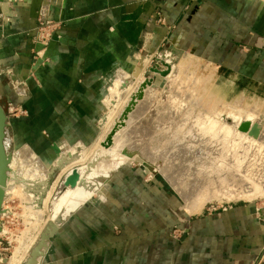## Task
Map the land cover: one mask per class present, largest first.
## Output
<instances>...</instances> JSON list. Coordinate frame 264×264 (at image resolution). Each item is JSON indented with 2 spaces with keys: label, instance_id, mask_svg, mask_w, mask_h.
<instances>
[{
  "label": "rangeland",
  "instance_id": "rangeland-1",
  "mask_svg": "<svg viewBox=\"0 0 264 264\" xmlns=\"http://www.w3.org/2000/svg\"><path fill=\"white\" fill-rule=\"evenodd\" d=\"M25 1L8 0V5L4 7L1 5L2 1L0 0L1 43L5 42L4 39L8 35L5 26L17 20L21 21V10L25 8ZM12 4L16 8L15 16L14 13L11 15L8 13ZM44 6H47L45 11H43ZM55 6V2L44 0L38 10L37 26L22 29L24 30L22 34L28 38L26 43L20 45V48L25 49L22 53L19 52V47L7 50L8 45L1 44L4 49L2 48L3 54L0 55V99L2 100V105L7 107L6 114L8 119L5 144L7 143L6 150L11 157L6 189L10 187L8 184L10 185L11 178L15 172L24 173L26 167V170L31 169L39 174L36 173L37 176L35 178L30 177L31 179L26 177V179L29 178L30 180L20 179L22 186H14V188L6 190L0 218V264H9L17 247H20L22 251L25 250V254L22 252L21 259L23 260L20 259L19 264H27L34 248L42 240L43 234L55 222L53 218H56L58 225H62L54 236H50L45 241L46 245L42 248L43 255H39L36 258V264H72L71 259L67 261L66 256H62L60 253V250L63 249V244H65V239H63L64 237L62 238L61 234L62 231L67 227L76 228L80 224L78 221L83 211L92 213V211H99L104 207L108 209H113V207L118 205L121 207L125 201H129L127 199L130 198L131 200L136 196H139L138 207L140 208L148 202L156 203L158 201L162 203L164 197L169 199L170 204L168 205H166L167 201H164L165 213L163 219H160L164 222L168 221L169 225L165 226V223L161 222L159 226L155 227V235L160 241L162 237L164 238L168 235L177 243L182 244L189 237L193 221L202 217H212L215 214L227 212L239 206L248 207L254 218L264 224V182L262 181L264 179V166H262L264 165V154L261 156L264 153V148H260L264 145V85L241 78H234L230 72L221 70L216 64L196 57L193 52L180 51L178 48L168 44L166 40L155 49H148L142 44L127 46L122 55L111 61L101 72L100 76L89 78L87 86L90 90L89 93L76 94L72 93L69 87L57 86V90L54 92L52 90L51 92L47 91V93L42 92V97L45 98L46 103L44 107H39L37 101L42 99V97L41 93H36V90L44 89L47 87L46 84L49 83H45V78L52 68V60L49 55L51 44L54 40L62 39V23L52 18V11ZM11 16L14 19H11ZM120 71L127 74L125 79L123 78V85L119 84L120 86H116V88L125 90L130 87V89L125 90V97L128 98L118 101L115 113L111 119L113 125L111 124L112 127L106 138L102 140L101 146L104 147L103 142L112 131L117 130L116 135H119L128 127L133 111L140 100L145 97L146 88L155 85L153 89L156 88L154 94L156 97L154 95L151 96L154 99H149L148 109L146 108L147 110L145 109V113L142 114V119L144 121L147 120L146 122L149 121V123L151 121V123H148V127L143 125V130L140 128L142 130L140 133L143 132L140 134L141 139H138L141 140L140 142L131 138L130 142L128 141L127 150L118 148L117 144V149L110 150L119 149L118 151L123 152V154L131 153L133 156L131 160L120 164L116 168L112 180H109V188L105 198H100L99 194H94L95 196L93 195V197H97L96 200L83 203L67 219H63L56 212H54L55 215L53 216L51 204L65 174L73 167L90 165L94 162L98 151L100 152V150L96 151L91 160H89L90 156L87 158L90 152L88 150L91 149L100 136V130L96 127L97 121L102 116L108 117V108H106V114H102L103 110H105L106 99L109 96L108 89L110 85L114 84V79ZM163 71H167V73L164 74ZM148 78H150L151 82L144 87L142 96L136 98L122 124L121 120L126 108L135 98L140 86ZM81 99L88 100L90 108H77L74 100ZM48 101L53 102L54 105L48 107ZM150 101L152 102L150 103ZM174 107L176 108L174 109ZM170 109H174V113ZM248 113L254 118L253 123L250 125L251 127L249 126L250 128H246L244 125L249 119L247 117ZM224 117L242 121L241 126L245 127L243 131H245L244 133L247 132L246 137H248L250 131L251 136L245 139L246 141L236 138L235 142L238 140V143H235L233 140L223 139L222 137L224 136L222 134H219V137L218 133L220 132L218 130L216 134L210 130L201 131V127L205 123H209L208 121L210 120L215 119L214 121L219 122V124L224 123ZM120 124L122 125L117 128L116 126ZM131 126L130 131L132 132L140 127H136L134 124ZM246 129L249 130L247 131ZM195 130H197V133L194 132ZM144 132H147V134ZM130 136L131 133L128 137ZM207 136H210V138ZM251 140L254 142L249 143ZM231 142V145L235 144L230 147L229 144ZM259 142L260 146L257 144ZM254 143L255 145H253ZM208 144L209 146L207 147ZM244 144L248 146L244 148ZM236 145L238 147H234ZM250 147L253 148L251 149ZM24 148H26L27 153ZM106 149L109 150L108 148ZM203 149L204 151L201 152ZM243 149H248V154H252L253 152L251 151L253 150L254 153L251 158L255 154L254 158L250 159V157H247L250 155H247V152ZM242 151L244 154L241 153ZM32 153L37 157L32 158ZM154 153L158 159L163 158V160H166L168 164L178 170L176 176L179 181L176 184H180V188L177 189L175 184L170 182L153 162L154 166H149L150 171L146 169L147 160L150 161L153 157L156 158ZM177 153H182V155H177ZM219 153L222 155L220 156ZM161 154L162 157H160ZM242 155L244 156L242 157ZM245 155H247L248 160L250 159L249 161ZM63 156L68 157V161L66 160L67 162L61 168L53 169L57 167ZM99 156L94 167L99 163L101 153ZM105 157L108 158L109 156ZM239 157L241 160H239ZM258 159L262 160L261 163H259L260 161L257 162ZM215 160L216 162H214ZM244 160L249 165L250 163L254 165L258 172L263 169L261 171L262 174L261 172H259L260 175L259 173L256 174L255 168H251L253 167L252 165L250 167L245 164ZM28 161L29 163H27ZM204 161L205 163L202 164ZM36 162L37 165H40H38L40 169L37 168L38 166L36 167ZM212 162L216 163L214 164L215 166ZM238 166H240L239 169L241 168L239 172H237L239 170ZM244 166H248L249 169L246 167L248 174H245ZM251 169L257 179L260 177V180H256V183L252 182ZM246 175L251 178L248 176L247 179ZM179 176L181 177L178 178ZM119 178L124 181L135 182L134 184L137 185L139 190L138 195L135 193L134 184L128 186L126 183L117 187L116 184ZM254 184H261L262 188L258 190ZM146 197L148 198L147 202ZM45 204L47 205L45 206ZM149 207L151 206L149 205ZM153 214L156 215L157 212L153 211ZM59 217L62 219H58ZM58 220L60 221L58 222ZM62 220L63 222L61 223ZM89 222H95V216L92 217V220L89 219ZM113 227L118 233L121 231L120 227ZM156 243L157 241L154 239V244ZM26 248L28 249L26 250ZM263 257L264 249L254 264H264Z\"/></svg>",
  "mask_w": 264,
  "mask_h": 264
},
{
  "label": "crops",
  "instance_id": "crops-1",
  "mask_svg": "<svg viewBox=\"0 0 264 264\" xmlns=\"http://www.w3.org/2000/svg\"><path fill=\"white\" fill-rule=\"evenodd\" d=\"M41 1L26 0L21 21L5 26L8 35L2 43L8 45L7 50H25L20 48L28 40L22 29L37 26ZM48 1L56 4L52 18L62 23V39L51 44L52 68L45 78L51 86L47 83L44 89L36 90L41 97L57 86L69 87L76 94L89 93V78L100 76L127 46L142 44L155 49L166 40L180 51L193 52L216 64L234 78L264 85V0ZM12 11L15 16L13 4L9 15ZM74 101L77 108H90L88 100ZM37 102L39 107L46 103L44 97ZM126 183L132 186L135 182L119 178L116 185ZM136 197L121 207L83 211L76 228L62 231L65 244L61 255L72 264H254L263 252L264 224L248 207L193 221L189 237L181 244L168 235L161 241L155 235V227L164 222L160 220L165 213L164 201L168 205L169 199L140 208ZM93 216L95 222H89Z\"/></svg>",
  "mask_w": 264,
  "mask_h": 264
},
{
  "label": "bare ground",
  "instance_id": "bare-ground-1",
  "mask_svg": "<svg viewBox=\"0 0 264 264\" xmlns=\"http://www.w3.org/2000/svg\"><path fill=\"white\" fill-rule=\"evenodd\" d=\"M2 1V6H4V7H6L8 4V0H1ZM51 1H59V0H51ZM0 9H1V6H0ZM8 13H10V11H8ZM14 12H12V14H13ZM172 73V72H171ZM126 74L127 73H125V72H119L117 75H116V77H115V79H114V84L113 85H110L109 86V89H108V91H109V96L107 97V99H106V102H105V110H103L104 112L102 113L103 115L104 114H106V108H108L109 109V112H108V114H107V116L108 117H106V116H102V118L99 120V121H97V123H96V127H98L97 129H99L100 130V136H99V138L97 139V141L93 144V146L91 147V149L90 150H88V151H90L89 152V154H88V156H87V158L89 157V160H91V158H92V156L94 155V153L96 152V151H98V150H100V153H101V158H100V160H99V163L97 164V166L96 167H94V168H92L91 170H89V171H87V172H85L84 174H83V178H82V180H84L83 182L81 181V182H79L78 183V185L75 187V188H67L66 190H65V192L62 194V196L60 197V199H59V201L57 202V204H56V207H55V211L54 212H56L60 217H62L63 219H67L71 214H73V213H75V211L83 204V203H85V202H87V201H94V200H96V198L97 197H93V195L94 194H99V197L100 198H105V196H106V194H107V192H108V188H109V180H112V178H113V175H114V172H115V170H116V168L118 167V166H120V164H123L124 162H126V161H129V160H131L132 158V156H133V154H131V153H126V154H123V152H120V151H118V150H113V151H110V150H107L106 148H104L103 146H101V143H102V140H104V138H106V135L108 134V132H109V130L111 129V124H112V121H111V119H112V116H113V114L115 113L114 111H115V108L117 107V103H118V101L120 100V99H123V98H128V97H125V95H126V89L128 90V89H130V87L129 88H126L125 90H123V89H117L116 88V86H120V85H123L122 84V82L124 81V79H125V76H126ZM124 78V79H123ZM127 78V77H126ZM139 79H140V77H139ZM128 81V80H127ZM134 82V81H133ZM120 84V85H119ZM153 85V84H152ZM153 86H155V85H153ZM153 86H148L147 88H146V90H145V97H144V99L143 100H140V102H139V104L136 106V108H135V110L133 111V113H132V115H131V119H130V121H129V123H128V127H126L123 131H122V133L121 134H119V135H116L115 136V142H116V144H117V146H118V148H125L126 150H127V145L129 144V142H130V140H131V138L132 139H136V140H138L141 136H140V134H142V133H140L142 130H143V128H144V126L143 125H146L145 127H148V123H149V121L148 122H146L147 120H145L144 121V119H142L143 117V115L142 114H144L145 112V109L147 108V106L149 105V99H154V97H152L151 98V96H153L154 94H155V90H156V88L155 89H153ZM158 90V89H157ZM135 92V91H134ZM172 92H174V91H172ZM129 93V92H128ZM132 93V92H131ZM157 93V92H156ZM130 96V95H129ZM155 96V95H154ZM156 97V96H155ZM124 101V100H123ZM152 101H150V103H151ZM154 102V101H153ZM120 103V102H119ZM127 103V102H126ZM124 104V103H123ZM123 104H122V106H123ZM124 107V106H123ZM154 107V106H153ZM156 107V106H155ZM176 107H174V109H175ZM120 109H123V108H120ZM148 109V108H147ZM146 109V110H147ZM152 109V108H151ZM155 109V108H154ZM173 109V110H174ZM150 110V109H149ZM148 110V111H149ZM170 110H172V109H170ZM172 110V111H173ZM176 111V110H175ZM179 111V110H178ZM153 112V111H152ZM146 113H147V111H146ZM172 113H174V111L172 112ZM160 114V113H159ZM155 115V114H154ZM173 115V114H172ZM144 116H146V115H144ZM157 116V115H156ZM171 116V115H170ZM212 116V115H211ZM247 116V115H246ZM254 116V115H253ZM147 117V116H146ZM213 117V116H212ZM249 119H248V121H246V124H244L245 125V127L246 128H248L252 123H253V117L251 116V114L250 113H248V116H247ZM150 119H151V117H149ZM148 118V119H149ZM214 118V117H213ZM209 119H212V118H209ZM224 120H225V122L224 123H221V124H219V122L217 123V121H214V120H210V121H208L209 123H205L204 125H203V127H201V131L202 132H204V130H206V131H208V130H210V131H212V132H215V134L216 133H218V131L220 132V133H218V136H219V134H222V136H224V137H222L223 139H225V140H233L234 142H235V139L236 138H239L240 140H245V139H247L249 136H251V131L248 133V137H246L247 135V132L246 133H244L245 131H243L244 130V126L242 127L241 126V123H242V121H238V120H236V119H233L232 120V118H229V117H224L223 118ZM231 119V120H230ZM241 119V118H240ZM114 120V119H113ZM242 120H244V119H242ZM246 120V119H245ZM207 121V120H206ZM205 121V122H206ZM150 123H151V121H150ZM149 123V124H150ZM136 125V127H138V126H140L139 127V129H135L133 132L132 131H130V126L131 125ZM155 124V123H154ZM242 124V125H243ZM113 125V124H112ZM153 125V124H152ZM197 125V124H196ZM191 126V125H190ZM189 126V127H190ZM198 126V125H197ZM208 126V127H207ZM240 126H241V128H240ZM132 127V126H131ZM153 127V126H152ZM251 127V126H250ZM249 127V128H250ZM140 128H142V130L140 129ZM154 129V128H153ZM196 129V128H195ZM257 129V128H256ZM192 130V129H191ZM190 130V131H191ZM218 130V131H217ZM247 130V129H246ZM249 130V129H248ZM247 130V131H248ZM148 131V130H147ZM199 131H200V129H199ZM192 132V131H191ZM195 133H197V130H195L194 131ZM130 133H131V136L130 137H128L129 135H130ZM144 133H146L147 134V132H144ZM134 134V135H133ZM188 134V133H187ZM208 134V133H207ZM210 134V133H209ZM212 134V133H211ZM194 135V134H193ZM203 135V134H202ZM213 135V134H212ZM211 135V136H212ZM192 136V135H191ZM204 136V135H203ZM205 136H206V134H205ZM214 136V135H213ZM236 136V137H235ZM143 137V136H142ZM202 137V136H201ZM207 137H209L210 138V136H207ZM206 137V138H207ZM220 137V136H219ZM256 137V136H255ZM192 138V137H191ZM198 138V137H197ZM196 138V139H197ZM259 138V137H258ZM141 139V138H140ZM143 139V138H142ZM212 139V138H211ZM214 139H215V137H214ZM251 139V138H250ZM264 139V138H263ZM202 140V139H201ZM205 140V139H204ZM252 140H253V138H252ZM251 140V142H249V143H253L254 141H252ZM255 140V139H254ZM258 140V139H257ZM129 141V142H128ZM139 142L141 141V140H138ZM194 141H196V140H194ZM197 141H198V139H197ZM206 141V140H205ZM210 142H211V140H209ZM213 141V140H212ZM218 141V140H217ZM220 141H222V140H220ZM227 141V142H228ZM246 141V140H245ZM250 141V140H249ZM258 141H261V140H258ZM264 141V140H263ZM216 142V141H215ZM237 143H238V140L236 141ZM235 142V143H236ZM240 142V141H239ZM255 142H256V140H255ZM213 143V142H212ZM222 143V142H221ZM226 143V142H225ZM235 143H233V145L235 144ZM240 143H242V142H240ZM262 143V142H261ZM7 144V143H6ZM227 144H229V143H227ZM232 144V142L229 144L230 145V147L231 146H233V145H231ZM248 144V143H247ZM247 144H244V148H245V146H248ZM257 144H259V146H260V142L259 143H257ZM256 144V145H257ZM264 144V143H263ZM139 145V144H138ZM211 145V144H210ZM213 145V144H212ZM215 145V144H214ZM228 145V146H229ZM238 145V144H237ZM234 146V147H238V146H240V145H238V146ZM253 145H255V143L253 144ZM252 145V146H253ZM209 146V144L207 145V147ZM226 146V145H225ZM251 146V145H250ZM258 146V147H259ZM218 147V146H217ZM241 147V146H240ZM256 147V146H255ZM190 148V147H189ZM188 148V149H189ZM212 148V147H211ZM226 148V152L228 151V149H227V146L225 147ZM224 148V149H225ZM247 148H249V147H247ZM251 148V147H250ZM253 148V147H252ZM251 148V149H252ZM261 149L262 148H264V145L262 146V147H260ZM25 150H26V148H24ZM66 149H68V148H66ZM66 149H65V151H66ZM191 149V148H190ZM212 149H214V148H212ZM237 149V148H236ZM235 149V150H236ZM250 149V150H251ZM256 149V148H255ZM258 149V148H257ZM63 150V149H62ZM230 150V149H229ZM233 150V149H232ZM244 150V149H243ZM250 150H249V152H250ZM260 150V149H259ZM264 150V149H263ZM262 150V151H263ZM31 151V150H30ZM70 151V150H69ZM204 151V149L201 151V152H203ZM244 151H248V149L247 150H244ZM99 152V151H98ZM107 152H109L110 153V155H109V157L107 158V157H105L106 156V153ZM235 152V151H234ZM251 152H253L254 153V151L252 150ZM255 152H256V150H255ZM26 153H27V150H26ZM25 153V154H26ZM65 153V152H64ZM82 153V152H81ZM179 153V152H178ZM177 153V155H182V153H180V154H178ZM211 153H212V150H211ZM228 153V152H227ZM227 153H226V155H227ZM231 153H233V152H231ZM230 153V154H231ZM241 153H243V151L241 152ZM252 153V154H253ZM261 153V152H260ZM86 154V153H85ZM157 154V153H156ZM162 154H165V153H162ZM162 154H161V156L160 157H162ZM172 154V153H171ZM207 154V153H206ZM209 154V153H208ZM220 154V156L222 155L221 153H219ZM244 154V153H243ZM252 154H248V152H247V155H250V156H247V155H245V157L247 156V157H250V159H253L254 158V155H253V158H251V156H252ZM264 153H262L261 154V156L263 155ZM28 155V154H27ZM87 155V154H86ZM139 155V154H138ZM147 155H148V153H147ZM154 155H155V153H154ZM153 154H152V156H154ZM158 155V154H157ZM175 155V154H174ZM232 155V154H231ZM235 155V154H234ZM233 155V156H234ZM237 155V154H236ZM239 155V154H238ZM241 155V154H240ZM24 156V155H23ZM31 156H32V158L33 157H35V155H34V153H32L31 154ZM95 156H96V154H95ZM94 156V157H95ZM143 156V155H142ZM151 156V155H150ZM156 156V155H155ZM212 156V155H211ZM244 155H242V157H243ZM26 157V156H25ZM30 157V156H29ZM37 157V156H36ZM35 157V158H36ZM210 157V156H209ZM230 157V156H229ZM237 157V156H236ZM247 157H246V159H247ZM256 157V156H255ZM257 157H258V155H257ZM256 157V158H257ZM155 157H153V159H154ZM172 158H174V157H172ZM206 158V157H205ZM208 158V157H207ZM258 158H260V157H258ZM150 159V158H149ZM153 159H150V161H148L147 160V166H146V169L148 170V171H150V167L149 166H154V165H156V167H157V169L158 170H160L162 173H164V175L166 176V178L170 181V182H172V183H174L175 184V187H177V189L178 188H180V184H176V182L177 181H179L178 179H177V176H176V174H177V172H178V170L176 169V168H174L173 166H171L170 164H168L167 162H166V160H163V158H157V156H156V158L153 160ZM223 159V158H222ZM229 159V158H228ZM232 159V158H231ZM237 159H238V157H237ZM245 159V158H244ZM245 159V160H246ZM249 159V160H250ZM261 159V158H260ZM260 159H258V161L257 162H259L260 161ZM262 159H263V157H262ZM21 160H24V161H26L25 159H21ZM184 160V159H183ZM203 160V159H202ZM201 160V161H202ZM208 160V159H207ZM234 160H235V157H234ZM239 160H241V158L239 157ZM244 160V161H245ZM248 160V159H247ZM246 160V161H247ZM248 160V161H249ZM29 161H30V159H29ZM29 161L27 162V163H29ZM200 161V160H199ZM218 161V160H217ZM226 161V160H225ZM246 161H245V164H248V162L246 163ZM251 161H253V160H251ZM250 161V162H251ZM262 161V160H261ZM261 161L259 162V163H261ZM21 162H23V161H21ZM83 162H85L84 160H83ZM152 162H153V164H152ZM193 162H195V161H193ZM210 162H211V160H210ZM214 162H216V160L214 161ZM214 162H212V164L214 165V164H216V163H214ZM229 162H230V159H229ZM242 162V161H241ZM249 162V163H250ZM38 163H39V160H38ZM41 163V162H40ZM173 163V162H172ZM176 163H178V162H176ZM205 163V161L204 162H202V164H204ZM235 164H236V162H234ZM244 163V162H243ZM259 163H257V164H259ZM263 163H264V161H263ZM262 163V164H263ZM22 164V163H21ZM71 164V163H70ZM193 164H195V163H193ZM199 164V163H198ZM202 164H201V166H202ZM207 164H210V163H207ZM218 164V163H217ZM227 165H228V163H226ZM231 164V163H230ZM234 164V165H235ZM15 165V164H14ZM26 165V164H25ZM39 165V164H38ZM37 165V162H36V167L38 166ZM190 165V164H189ZM237 165V164H236ZM249 165V164H248ZM250 165H252L251 163H250ZM249 165V166H250ZM35 166V165H34ZM40 166V165H39ZM39 166L37 167L38 169H40L39 168ZM177 166V165H176ZM181 166V165H180ZM179 166V167H180ZM193 166V165H192ZM198 166V165H197ZM207 166V165H206ZM215 166V165H214ZM225 166V165H224ZM233 166V165H232ZM241 166V165H240ZM240 166H238V169H239V167ZM253 167H251V168H255L254 167V165H252ZM256 166H258V165H256ZM261 166V165H260ZM262 166H264V165H262ZM14 167V166H13ZM155 167V168H156ZM209 167H210V165H209ZM242 167V166H241ZM247 168H248V166H246ZM245 166H244V170H246V172H245V174L247 173V168H246ZM15 168V167H14ZM13 168V169H14ZM28 168H29V166H28ZM31 168V167H30ZM201 168V167H200ZM214 168V167H213ZM236 168H237V166H236ZM236 168H234V169H236ZM246 168V169H245ZM263 168V167H262ZM262 168H260V169H262ZM17 169V168H16ZM26 169H27V167H26ZM24 170L25 172L23 173H20L18 170V172H15V174L12 176V178H11V183H10V185L8 184V186H10V187H8V188H10V189H12V187L14 188V186H20L21 184H22V182H20V179H26V177H32V178H35L36 176H37V174L36 173H38V172H36L35 173V171H33V170ZM32 169H33V167H32ZM41 169H42V167H41ZM65 169V168H64ZM153 169V168H152ZM209 169V168H208ZM217 169V168H216ZM241 169V168H240ZM240 169L237 171V172H239L240 171ZM249 169V168H248ZM257 168H255L254 170H256ZM36 170V169H35ZM219 170V169H218ZM220 170H221V168H220ZM223 170V169H222ZM242 170H243V167H242ZM263 170V169H262ZM262 170H260L259 172H261ZM14 171H16L15 169H14ZM37 171V170H36ZM181 171V170H180ZM199 171H200V169H199ZM225 171H226V169H225ZM251 171H252V169H251ZM257 172H256V174H258L259 172H258V170H256ZM264 171V170H263ZM44 172H46V171H44ZM48 172V171H47ZM46 172V173H47ZM205 172V171H204ZM207 172V171H206ZM213 172V171H212ZM216 172H217V170H216ZM233 172V171H232ZM235 172H236V170H235ZM234 172V173H235ZM236 172V173H237ZM220 173V172H219ZM233 173V174H234ZM243 173H244V171H243ZM249 173V172H248ZM247 173V174H248ZM252 174H251V177H252V182L254 181L255 183H256V180H260V177H259V179H257L256 178V176H255V174H254V171H252L251 172ZM22 174H23V176H24V178H23V176H22ZM39 174V173H38ZM214 174V173H213ZM216 174V173H215ZM218 174V173H217ZM231 174V173H230ZM241 174V173H240ZM244 174V175H245ZM261 174H262V172H261ZM41 175V174H40ZM242 175V174H241ZM259 175H260V173H259ZM206 176H207V174H206ZM249 176V175H248ZM247 175L245 176L246 178L248 177ZM38 177H39V175H38ZM181 176H179L178 178H180ZM183 177V176H182ZM241 177V176H240ZM250 177V176H249ZM250 177V178H251ZM262 177V176H261ZM29 178H27L28 180H30ZM202 178H203V176H202ZM218 178V177H217ZM249 178V179H250ZM9 179V178H8ZM19 180V181H17V180ZM26 179V180H27ZM45 179V178H44ZM205 179V178H204ZM248 179V178H247ZM262 179H263V177H262ZM261 179V180H262ZM14 180V181H13ZM202 180V179H201ZM22 181V180H21ZM37 181H39V180H37ZM181 181H183V180H181ZM215 181V180H214ZM220 181V180H219ZM263 182H264V179L262 180ZM20 182V183H19ZM9 183V182H8ZM30 183V182H29ZM183 183V182H182ZM24 185V184H23ZM28 185V184H27ZM252 185V184H251ZM255 185V188L256 189H261L262 188V186H261V184H259V185H257V184H254ZM263 185V184H262ZM22 186V185H21ZM227 186V185H226ZM228 187H229V185H228ZM7 188V189H8ZM6 189V190H7ZM55 189V188H54ZM8 191V190H7ZM7 191H5V192H7ZM228 192V191H227ZM244 192V191H243ZM26 193V192H25ZM6 194V193H5ZM243 194V193H242ZM231 195V194H230ZM244 195V194H243ZM245 195H247V194H245ZM250 195V194H249ZM95 196V195H94ZM28 197V196H27ZM49 198H50V196H49ZM48 198V199H49ZM48 199H47V201H48ZM32 200V199H31ZM49 202V201H48ZM47 204H45V206H46ZM55 215V214H54ZM38 216V215H37ZM47 222V221H46ZM23 246V245H22ZM28 248H26V250H27ZM24 250V249H23ZM22 252L24 253L25 252V250L24 251H22L21 250V248L20 247H17V248H15V252H14V255H13V257H12V259H11V262L9 263V264H19L20 263V259H21V257H22ZM27 253V252H26ZM25 254V253H24ZM24 257H26V256H24ZM21 260H23V259H21ZM30 261V257H29V259H28V261H27V263ZM36 262V261H35ZM37 263V262H36ZM36 263H34V264H36Z\"/></svg>",
  "mask_w": 264,
  "mask_h": 264
},
{
  "label": "water",
  "instance_id": "water-1",
  "mask_svg": "<svg viewBox=\"0 0 264 264\" xmlns=\"http://www.w3.org/2000/svg\"><path fill=\"white\" fill-rule=\"evenodd\" d=\"M164 74L167 73V71H163ZM151 82L150 78L146 79V81L140 86V88L137 91V94L135 95V98L130 102V105L126 108L124 115L122 117L121 123H124V118L126 117V114L128 111L131 109L132 104L136 101V98H140L142 96L144 87ZM7 107L2 105V100L0 99V218H1V213H2V205L4 202L5 198V191H6V184L8 180V171L10 170V161L11 157L8 155L7 150H6V144H5V138H6V129H7ZM120 125H117L116 127L118 128ZM117 130L112 131L107 139L103 142L104 147L108 148L109 150L112 149H117L116 142L115 140L113 141L114 137L116 136ZM99 154L100 152L97 153L96 158L94 159V162L91 163L88 166H83V167H73L71 170H69L65 176L62 179V182L60 183L58 190L54 196V200L51 204V209L53 211V216H54V211L57 202L59 201L60 197L62 194L65 192L67 188H75L79 182H83V174L89 170H91L95 162L99 159ZM106 156H109V152L106 153ZM68 161V157L63 156L61 160L58 162L57 167H54L53 169H58L61 168L62 165ZM62 219V218H58ZM55 222L51 224V227L48 228L46 233L43 234L42 240L39 242V244L34 248L32 252V256L30 257V261L27 264H34L36 263V258L39 255H43L42 248L46 245L45 241L50 237L54 236L58 230L59 227L62 225H58L56 218H53ZM60 220H58L59 222ZM63 220L61 221V223ZM1 223V220H0ZM0 231H1V224H0Z\"/></svg>",
  "mask_w": 264,
  "mask_h": 264
}]
</instances>
